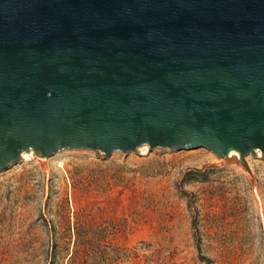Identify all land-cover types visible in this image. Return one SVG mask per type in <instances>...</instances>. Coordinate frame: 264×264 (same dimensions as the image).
Instances as JSON below:
<instances>
[{
    "label": "water",
    "instance_id": "95a60500",
    "mask_svg": "<svg viewBox=\"0 0 264 264\" xmlns=\"http://www.w3.org/2000/svg\"><path fill=\"white\" fill-rule=\"evenodd\" d=\"M144 144L264 158V0H0V172Z\"/></svg>",
    "mask_w": 264,
    "mask_h": 264
},
{
    "label": "rangeland",
    "instance_id": "374dc122",
    "mask_svg": "<svg viewBox=\"0 0 264 264\" xmlns=\"http://www.w3.org/2000/svg\"><path fill=\"white\" fill-rule=\"evenodd\" d=\"M64 149L0 172V264H264V158Z\"/></svg>",
    "mask_w": 264,
    "mask_h": 264
},
{
    "label": "bare ground",
    "instance_id": "6f19581e",
    "mask_svg": "<svg viewBox=\"0 0 264 264\" xmlns=\"http://www.w3.org/2000/svg\"><path fill=\"white\" fill-rule=\"evenodd\" d=\"M147 147L148 146L146 144L139 146V148H140V150L142 152H146L148 150ZM256 154L261 155L259 151H257ZM29 156H33L34 157L33 152L31 150H29V151H23L22 154H21V158H23V159H26Z\"/></svg>",
    "mask_w": 264,
    "mask_h": 264
}]
</instances>
